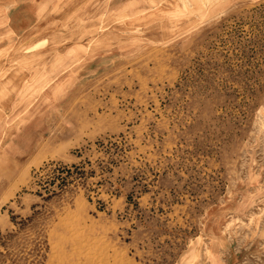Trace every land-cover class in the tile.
Instances as JSON below:
<instances>
[{
    "label": "rangeland",
    "instance_id": "374dc122",
    "mask_svg": "<svg viewBox=\"0 0 264 264\" xmlns=\"http://www.w3.org/2000/svg\"><path fill=\"white\" fill-rule=\"evenodd\" d=\"M0 264H264V0H0Z\"/></svg>",
    "mask_w": 264,
    "mask_h": 264
},
{
    "label": "crops",
    "instance_id": "0c3cea01",
    "mask_svg": "<svg viewBox=\"0 0 264 264\" xmlns=\"http://www.w3.org/2000/svg\"><path fill=\"white\" fill-rule=\"evenodd\" d=\"M20 102V100L18 98H15L14 102H11V105L13 103H17ZM38 105V104H37ZM38 106H36L35 109H37ZM32 116H31V121L27 124V128L25 129V131L23 132V128L20 129V131H14L13 134L14 136L12 138H10L11 141L14 142V151L16 152V154L18 153V155L22 156V142L23 141H29L30 145L32 143V145L29 147L30 150L33 148L34 144L39 140L40 137H46L47 134H49L50 132V128L47 127V124H43L41 123L36 129H33V126L40 120V117L38 116L37 110L34 112V110H32L31 112ZM35 114V115H34ZM47 119V118H46ZM45 119V120H46ZM44 120V121H45ZM49 119H47L48 121ZM43 125V126H42ZM16 154H14L16 156Z\"/></svg>",
    "mask_w": 264,
    "mask_h": 264
},
{
    "label": "built area",
    "instance_id": "2783aa9c",
    "mask_svg": "<svg viewBox=\"0 0 264 264\" xmlns=\"http://www.w3.org/2000/svg\"><path fill=\"white\" fill-rule=\"evenodd\" d=\"M76 168H73V167H66V168H64L62 171H66V173L68 174V173H72L73 172V170H75Z\"/></svg>",
    "mask_w": 264,
    "mask_h": 264
},
{
    "label": "trees",
    "instance_id": "16d2710c",
    "mask_svg": "<svg viewBox=\"0 0 264 264\" xmlns=\"http://www.w3.org/2000/svg\"><path fill=\"white\" fill-rule=\"evenodd\" d=\"M71 167H75V166H71Z\"/></svg>",
    "mask_w": 264,
    "mask_h": 264
},
{
    "label": "bare ground",
    "instance_id": "6f19581e",
    "mask_svg": "<svg viewBox=\"0 0 264 264\" xmlns=\"http://www.w3.org/2000/svg\"><path fill=\"white\" fill-rule=\"evenodd\" d=\"M77 6V5H76Z\"/></svg>",
    "mask_w": 264,
    "mask_h": 264
}]
</instances>
